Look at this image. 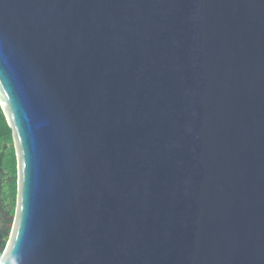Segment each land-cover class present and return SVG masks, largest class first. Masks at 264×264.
<instances>
[{
  "label": "water",
  "instance_id": "1",
  "mask_svg": "<svg viewBox=\"0 0 264 264\" xmlns=\"http://www.w3.org/2000/svg\"><path fill=\"white\" fill-rule=\"evenodd\" d=\"M0 105V264H264V0H0Z\"/></svg>",
  "mask_w": 264,
  "mask_h": 264
},
{
  "label": "trees",
  "instance_id": "2",
  "mask_svg": "<svg viewBox=\"0 0 264 264\" xmlns=\"http://www.w3.org/2000/svg\"><path fill=\"white\" fill-rule=\"evenodd\" d=\"M17 191L18 165L14 146L13 130L10 127L6 115L0 105V194L3 198L0 199V260L3 257L2 250L6 249L9 241V238L6 240L7 234L4 228L6 221L2 218L3 216L1 214L5 208L7 210L9 208V213L15 214ZM10 207L12 208L10 209Z\"/></svg>",
  "mask_w": 264,
  "mask_h": 264
},
{
  "label": "rangeland",
  "instance_id": "3",
  "mask_svg": "<svg viewBox=\"0 0 264 264\" xmlns=\"http://www.w3.org/2000/svg\"><path fill=\"white\" fill-rule=\"evenodd\" d=\"M6 215H8V213H7V211H5L4 213H2V218L4 219L5 217H6ZM13 224V220L11 219H7V221H6V223H5V225H4V228H5V232H6V234H7V239L6 240H8V238L10 237V235H11V232H12V225ZM4 250V249H3Z\"/></svg>",
  "mask_w": 264,
  "mask_h": 264
},
{
  "label": "flooded vegetation",
  "instance_id": "4",
  "mask_svg": "<svg viewBox=\"0 0 264 264\" xmlns=\"http://www.w3.org/2000/svg\"><path fill=\"white\" fill-rule=\"evenodd\" d=\"M0 199H3L2 197H1V194H0ZM1 201V200H0ZM3 201V200H2ZM4 202V201H3ZM12 202V201H11ZM5 203V202H4ZM3 203V204H4ZM7 205V204H6ZM12 207H10V209H11ZM7 209L5 208V210H3L2 212L4 213L5 211H6ZM8 210H9V208H8ZM7 210V213H8V215H6V217L4 218V220L5 221H7V219L9 218L10 220L12 219L13 220V223H14V217H15V214H11V213H9V211ZM2 215V214H1Z\"/></svg>",
  "mask_w": 264,
  "mask_h": 264
}]
</instances>
